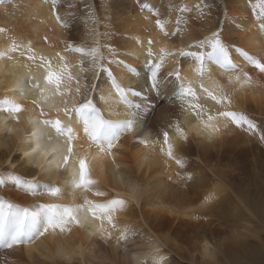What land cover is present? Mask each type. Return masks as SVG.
<instances>
[{
  "label": "snow or ice",
  "instance_id": "obj_1",
  "mask_svg": "<svg viewBox=\"0 0 264 264\" xmlns=\"http://www.w3.org/2000/svg\"><path fill=\"white\" fill-rule=\"evenodd\" d=\"M40 3L48 5L52 19L67 39L53 44L47 35L43 36V43L53 49L48 54L38 51L31 39L18 38L0 28L6 41L0 50V76L11 83L0 94V130L22 133L21 147L17 149L22 155L8 156L7 163L13 168L24 167L31 176L5 170L0 172V186L11 182L23 195L68 198L71 203L24 207L0 198V250L26 249L21 255L26 254L36 264V249L32 246L37 241L50 234L70 235L79 229L90 239L99 237L104 242H110L118 233L117 246L124 245L129 264H148L147 256L141 258L132 251L136 231L118 223L117 214L128 211L131 201L119 193L112 195L111 189L93 178L94 170L112 183L108 168L120 170L117 159L128 155L124 152L127 136L131 137L129 146L141 145L149 150L144 155L145 163H152L149 157L154 153L159 157L157 165L167 169L175 164L181 170L186 169L187 159L177 153L188 145L190 131L212 139L233 126L258 135L264 144V130L254 117L233 106L238 92L260 83L238 59L260 74H264V60L249 54L237 45L235 37L217 27L219 20L214 16L218 9L214 12L210 0H192L190 4L186 0H168L162 8L141 0L139 10L149 12L157 30V36H153L145 28L146 39L134 38L143 55L142 64L140 55L130 57L113 44H101L99 40L92 45L76 42L71 33L81 18L90 36L101 35L96 27L100 20L96 0ZM224 3L227 5L228 0ZM249 7L258 8L254 21L256 27L264 29V0H256L255 4L249 0ZM89 22L92 27H87ZM206 23L207 35L187 39L193 26L203 28ZM130 58L136 63H129ZM118 74L133 82L122 84ZM102 84L106 91L101 90ZM169 87L178 102V111L168 110L169 119L155 131L153 139L142 138L138 125L143 124L144 110L152 107L150 97L162 95ZM100 103L108 106L107 111L99 107ZM45 176L58 179L49 182ZM175 176L181 178V171ZM183 178L192 180L193 174L184 171ZM168 180L172 181L173 176L169 175ZM128 191L133 198L139 195L138 186L130 180ZM215 200L216 193L208 191L201 205L208 206ZM78 255L88 259L84 248ZM151 264H165L159 249L151 255Z\"/></svg>",
  "mask_w": 264,
  "mask_h": 264
},
{
  "label": "bare ground",
  "instance_id": "obj_2",
  "mask_svg": "<svg viewBox=\"0 0 264 264\" xmlns=\"http://www.w3.org/2000/svg\"><path fill=\"white\" fill-rule=\"evenodd\" d=\"M115 1L96 0L100 17L96 27L101 35L90 36L83 18L80 23L81 30L76 31L73 28L71 35L76 38L77 43L83 42L92 45L95 40H99L101 44L117 46L122 52H127L130 57L133 54L140 55V64H142L143 55L140 54V49L134 38L146 39L145 28H148L153 36H157V30L151 22L149 12L139 10L141 0H119L120 2H130L126 9H119L122 7L121 5H115ZM143 2L160 8L157 6L158 1L156 2V0H143ZM186 2L190 4L192 0H186ZM221 2L220 14L214 17V19L219 20L217 27L223 28L227 35L235 37L237 45L249 54L264 60V29L256 27L254 21L258 8H250L249 0H228L227 5H225L224 0H221ZM251 3L255 4L256 0H251ZM15 5H30L31 7H15ZM146 16L150 17L147 21L144 19ZM87 27H92L91 22L88 23ZM208 27L207 23L203 28L193 26L187 39L207 35L205 29ZM0 28L8 29L10 34L18 38L31 39L38 51L48 54H51L53 49L43 43V36L47 35L53 44H56L60 39H67V34L52 19L48 11V5L41 4L40 0H3V3H0ZM5 45L6 41L3 35L0 34V50ZM105 54L107 53L105 52ZM238 62L241 63L244 70L250 72L254 81H259V75L264 77V74L258 73L250 66H244L243 61L238 59ZM129 63L136 62L130 58ZM185 66L187 67V65ZM117 79L124 85L133 82L129 77L122 74H118ZM6 84L11 87V83L6 82L4 77L0 76V94L4 93ZM101 90L106 91V86L102 84ZM170 96H173L172 87L165 89L162 95H152L150 97L152 107L144 110L143 124L138 125L142 138L153 139L155 131L169 119L168 110L178 111V102L176 100L171 102ZM233 106L236 110H245L250 115L257 116L254 119L260 125V128L264 130V84L259 83V86L238 92ZM99 107L107 111L108 106L105 103H100ZM120 111H124V109L120 108ZM12 127L22 128L23 125H12ZM21 134V132L7 133L0 130V172L7 170L31 178L27 175L24 167L17 166L13 168L12 164L7 163L8 156H17L18 158L19 155H22V152H17V149L21 147ZM189 135L188 145L183 152L177 153L187 159L186 169L184 170L178 169L175 164H170L167 169L162 164L157 165L155 161L159 157L154 153L149 157L152 163H145L144 155L148 154L149 150L141 145L129 146L131 137L127 136L124 138V152L128 155H120L117 159L120 170L114 171L113 166L108 168L112 183L108 184L103 175L97 174L95 170L93 172V178L99 179L101 185L111 189L112 195L119 193L129 199L131 207H133L132 202L140 205V214L136 210L129 209L126 212L118 213L117 218L121 226L127 224L136 231V243L132 251L140 254L141 258L147 256L148 264H151V255L156 249H159L160 256L165 257V264L168 263L164 245L160 243L151 228L153 221L165 216L172 221H180L185 218L192 219L197 217L194 213L205 216L204 213H210L212 207H217L224 202L228 203L229 200V214L232 219L240 217L239 210H249L243 193L228 185L226 186L220 179L217 182L211 180L209 175L220 170L221 163L228 160L232 163L231 168L233 170L242 171L245 168L244 162L249 157L252 168L260 169V173L264 172V144L259 141L258 135H250L233 126H229L227 130L222 131L212 139H209L206 135L198 136L191 131ZM177 171H181V178L175 176ZM184 171L193 174L192 180L183 178ZM169 175L173 176L172 181L168 180ZM121 177H124L123 183ZM45 179L49 182H55L58 177L45 176ZM129 180L139 188V195L136 198L131 197L129 194ZM189 185L194 186L195 189L189 190ZM208 191L216 193V200L208 206H202L201 200ZM252 195L254 196L253 211L257 217L264 219V182L258 184L257 181ZM0 198L24 207L36 203H71L68 198H34L23 195L12 186L11 182H8L7 186H0ZM142 208L145 209L143 212ZM140 216L142 219H140ZM151 218H153L152 222L150 221ZM117 234H113L110 242H104L99 237L90 239L86 233L79 229H74L70 235L52 236L50 234L46 239L37 241L32 246L33 249H36L35 262L36 264H129L124 254V245L117 246ZM240 236L234 234L232 238L230 237L231 245L228 247L229 264H240L241 259L247 256L248 247L243 240L245 236ZM189 240H193L194 248L188 255L190 259L195 258L194 261H200L201 264H222L215 257L214 246L209 236H194ZM206 245L207 251H205ZM81 248L87 250V260L78 255ZM26 252L27 250L23 248L16 251L0 250V264H21V262L22 264H34L31 257L26 254L21 255V253ZM226 264H228L227 261Z\"/></svg>",
  "mask_w": 264,
  "mask_h": 264
},
{
  "label": "rangeland",
  "instance_id": "obj_3",
  "mask_svg": "<svg viewBox=\"0 0 264 264\" xmlns=\"http://www.w3.org/2000/svg\"><path fill=\"white\" fill-rule=\"evenodd\" d=\"M120 1H115V5H121L122 8L119 9H126L130 3L129 1ZM172 1L178 2V0ZM156 2L158 4L156 5L162 8L166 3H168V0H156ZM210 3L213 4L214 12L218 9L219 15L222 9L221 0H210ZM81 20L77 21L74 30H81ZM258 80L260 81V84H264L263 76L259 75ZM169 98L171 102L174 101L172 96ZM228 156L230 157L231 155ZM231 166L232 163L225 160L220 164L221 169L209 176L213 182H217L220 179L226 186L228 185L238 192L243 193L249 210H239L240 217L232 219L229 214V200L228 203L224 202L217 207H212L210 210L211 214L209 212H205V216H199V218L194 217L192 219L185 218L180 221H172L170 218L165 216L153 222V218H151V228L160 243L164 245V250L167 254L168 260L167 264H201L200 261L195 262V258L190 259L188 257L194 249L193 240H189V238L194 236H209V239L214 246L213 249L215 257L222 264H226V261L229 264L230 259L228 255V247L231 245L230 239L234 234L243 235V237L245 236L243 240L246 242V246L248 247V252L246 253L247 256L241 259L242 262L240 264H264V219L257 217L254 213V196L252 195V191L255 188L257 181L258 184L264 182V172L260 173V169L252 168L249 157L244 162V170H233ZM188 187L189 190L195 189L194 186L189 185ZM132 206L135 209L130 207V210H136L140 214V205H136L135 202H132ZM144 210L142 208V212ZM140 219H142L141 216ZM178 250L179 252H177Z\"/></svg>",
  "mask_w": 264,
  "mask_h": 264
}]
</instances>
